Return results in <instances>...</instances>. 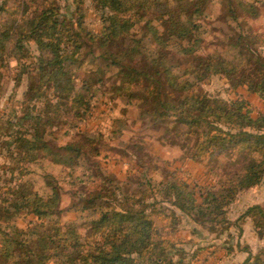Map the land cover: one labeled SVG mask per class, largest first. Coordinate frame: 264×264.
I'll return each mask as SVG.
<instances>
[{
    "label": "trees",
    "instance_id": "obj_1",
    "mask_svg": "<svg viewBox=\"0 0 264 264\" xmlns=\"http://www.w3.org/2000/svg\"><path fill=\"white\" fill-rule=\"evenodd\" d=\"M212 1L0 0V95L3 67L12 60L17 83L28 81L21 110L0 120V154L7 160L0 167V264H176L174 254L185 251L158 230L156 219L169 218L158 203L169 202L177 220L186 215L212 232L234 224L230 204L264 179V110L254 116L243 98L227 101L195 90L214 75L235 78L234 87L264 103V25L250 23L261 17L262 5L218 0L225 6L217 18L228 30L216 29L205 21ZM85 5L98 10L99 30L87 25ZM212 31L221 34V51H204ZM33 45L38 53L31 56ZM98 94L114 105L124 101V113L134 109L140 119L193 136L188 159L247 149L245 163L198 193L186 181H153L139 165L143 178L134 190L91 163L109 142L101 130L80 129ZM122 133L111 126L108 136ZM39 177L44 186L37 185ZM66 182L73 185L75 210L89 212L84 225L95 234L92 241L75 225L64 230L59 200ZM145 190L162 200L145 198ZM22 214L36 221L19 227ZM239 220H250L263 235L262 205L250 206ZM240 250L247 256L236 264H264V249Z\"/></svg>",
    "mask_w": 264,
    "mask_h": 264
},
{
    "label": "rangeland",
    "instance_id": "obj_2",
    "mask_svg": "<svg viewBox=\"0 0 264 264\" xmlns=\"http://www.w3.org/2000/svg\"><path fill=\"white\" fill-rule=\"evenodd\" d=\"M251 1L256 5H262V15L254 21L250 20V23L255 24V27H263L264 0ZM224 6L225 3L213 0L208 9L209 17L204 20L212 21L216 29L222 28L227 31V24L217 18L223 14ZM85 9L87 25L92 29L99 30L101 19L98 10L87 5H85ZM8 16L6 15V17ZM218 36L221 38L218 31H212L207 38V42H211V44L204 51L206 49L221 51L222 45L218 41ZM31 53V56L38 53L35 45L31 47ZM15 67L16 62L12 60L2 70L1 83L3 84V91L0 95V120L2 121L12 116L13 111L21 110V102L24 99V92L28 85L26 78H23L19 84L17 83ZM79 73L86 76L83 69ZM234 83H236L235 78L231 80V78L214 75L198 86L195 91L199 93L206 92L211 96H217L227 101L235 100L236 97L243 98L246 106L254 116L264 110L263 100L257 94L247 93L242 86L234 87ZM93 102V105H95L93 113L80 124V129L101 130L105 136V141L109 142L108 146H103L100 157L91 160V163L99 165L105 173H111L119 179L128 181L134 190L138 189V182L140 181L138 177H142L140 174L142 170L139 169V165H143L142 168L148 167V177L151 176L153 181L165 179V177L177 179V181H186L194 186L198 193L201 191L200 189L205 188L208 184L219 185L226 174L239 170L242 164L245 163L244 152L247 149L233 151L231 154L215 153L212 157H207L202 161L188 159L187 155L190 146L193 144V136L182 134V130L177 132L176 125L167 122L154 125L145 119H140L138 111L134 109L124 113L121 110L124 101H117V104L114 105L109 98L102 94H98ZM112 108L116 109L111 110ZM113 115H116V119L119 120L113 121V118H111ZM111 126L114 129L122 128L123 133L119 136H108ZM68 127V124L64 125L60 131H64ZM132 145H136V147H132ZM135 151L136 157L133 156ZM138 158H141L143 163H138ZM3 162H7V160L4 161V156L0 154V167H2ZM91 163L87 162V165L89 166ZM45 165L48 169H53L48 162ZM146 177L145 180H147ZM37 185L39 187L44 186L42 178L37 179ZM88 187H91L90 183ZM72 188L71 183H64L61 190L62 197L59 200L60 208L63 210L61 221L64 224V230L69 228L70 225H75L84 240L91 235L89 241H92L95 234L92 235V231L84 225L90 222L91 218L87 216L89 212L81 213L75 210L73 207L74 200L69 191ZM142 195L145 198L155 195L162 200V195L157 192L152 194L151 191L145 190ZM166 203H158L156 208L159 210L165 209V215H169V218L165 220L156 219V225L165 237L174 240L176 244L178 243L179 249L185 251L182 255L177 256V254H174L176 264H236L247 256V251L240 250L241 247L249 246L254 252L264 249V233L262 236L258 235L250 220L244 222L239 220V217L250 206L259 204L264 207V179L258 186L243 191L230 204L228 217L234 224L228 230L218 226V229L212 232L213 230H209L204 225L196 223L183 214H178L177 220V209H172L169 202ZM162 205L164 206L162 207ZM34 221H36L35 216L22 214L17 218V225L26 227ZM229 247H231V250H229ZM180 256L181 262L177 263Z\"/></svg>",
    "mask_w": 264,
    "mask_h": 264
},
{
    "label": "crops",
    "instance_id": "obj_3",
    "mask_svg": "<svg viewBox=\"0 0 264 264\" xmlns=\"http://www.w3.org/2000/svg\"><path fill=\"white\" fill-rule=\"evenodd\" d=\"M245 91H246L247 93H249V94H250V92H249L248 90H246V89H245ZM254 95H255V94H254Z\"/></svg>",
    "mask_w": 264,
    "mask_h": 264
}]
</instances>
